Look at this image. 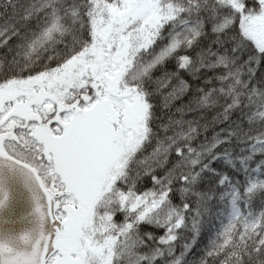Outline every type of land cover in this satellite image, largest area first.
<instances>
[{
  "label": "snow or ice",
  "instance_id": "snow-or-ice-1",
  "mask_svg": "<svg viewBox=\"0 0 264 264\" xmlns=\"http://www.w3.org/2000/svg\"><path fill=\"white\" fill-rule=\"evenodd\" d=\"M3 164L0 264H264V0H0Z\"/></svg>",
  "mask_w": 264,
  "mask_h": 264
},
{
  "label": "water",
  "instance_id": "water-1",
  "mask_svg": "<svg viewBox=\"0 0 264 264\" xmlns=\"http://www.w3.org/2000/svg\"><path fill=\"white\" fill-rule=\"evenodd\" d=\"M0 168L8 172L7 164L0 165ZM11 174L15 182L10 185V206L0 212V228L3 229L4 234L32 228L35 223L31 213L32 197L24 183L23 175L16 170H13Z\"/></svg>",
  "mask_w": 264,
  "mask_h": 264
},
{
  "label": "trees",
  "instance_id": "trees-1",
  "mask_svg": "<svg viewBox=\"0 0 264 264\" xmlns=\"http://www.w3.org/2000/svg\"><path fill=\"white\" fill-rule=\"evenodd\" d=\"M213 223H215V221L213 220ZM205 239H206V237H205Z\"/></svg>",
  "mask_w": 264,
  "mask_h": 264
}]
</instances>
